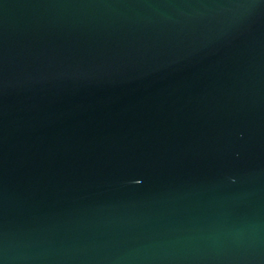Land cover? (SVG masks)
Segmentation results:
<instances>
[{"label":"water","instance_id":"obj_1","mask_svg":"<svg viewBox=\"0 0 264 264\" xmlns=\"http://www.w3.org/2000/svg\"><path fill=\"white\" fill-rule=\"evenodd\" d=\"M0 264H264V0H0Z\"/></svg>","mask_w":264,"mask_h":264}]
</instances>
